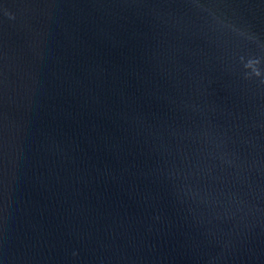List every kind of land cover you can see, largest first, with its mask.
<instances>
[{
  "label": "water",
  "instance_id": "water-1",
  "mask_svg": "<svg viewBox=\"0 0 264 264\" xmlns=\"http://www.w3.org/2000/svg\"><path fill=\"white\" fill-rule=\"evenodd\" d=\"M0 264H264V0H0Z\"/></svg>",
  "mask_w": 264,
  "mask_h": 264
}]
</instances>
